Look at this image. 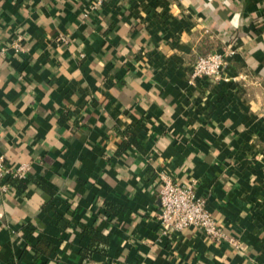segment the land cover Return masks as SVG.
I'll list each match as a JSON object with an SVG mask.
<instances>
[{
  "label": "crops",
  "instance_id": "1",
  "mask_svg": "<svg viewBox=\"0 0 264 264\" xmlns=\"http://www.w3.org/2000/svg\"><path fill=\"white\" fill-rule=\"evenodd\" d=\"M91 1L0 0V264H264V0ZM161 172L238 243L162 235Z\"/></svg>",
  "mask_w": 264,
  "mask_h": 264
},
{
  "label": "built area",
  "instance_id": "2",
  "mask_svg": "<svg viewBox=\"0 0 264 264\" xmlns=\"http://www.w3.org/2000/svg\"><path fill=\"white\" fill-rule=\"evenodd\" d=\"M104 0H92L86 7L85 14L98 10ZM20 53L24 50L22 38L18 36L8 44H0V56H5L9 51ZM236 53L235 46H226L222 50H214L199 55L191 66L190 84L195 85L198 80L219 82L230 80L226 77L230 60ZM245 79V75L232 76L233 80ZM264 116V103L262 106ZM32 169L30 162L17 165H8L6 158L0 155V193L10 192L9 178L25 179ZM161 187L159 190L160 210L157 218L161 233L169 236L174 232H182L188 228H196L213 241H228L237 244L238 241L228 236L223 225L213 216L207 208L206 200L199 196L194 183H180L164 172L159 174Z\"/></svg>",
  "mask_w": 264,
  "mask_h": 264
}]
</instances>
